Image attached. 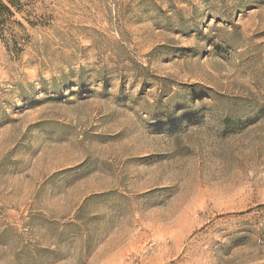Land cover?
I'll list each match as a JSON object with an SVG mask.
<instances>
[{"label":"rangeland","instance_id":"rangeland-1","mask_svg":"<svg viewBox=\"0 0 264 264\" xmlns=\"http://www.w3.org/2000/svg\"><path fill=\"white\" fill-rule=\"evenodd\" d=\"M0 33V264H264V0H34Z\"/></svg>","mask_w":264,"mask_h":264},{"label":"trees","instance_id":"trees-1","mask_svg":"<svg viewBox=\"0 0 264 264\" xmlns=\"http://www.w3.org/2000/svg\"><path fill=\"white\" fill-rule=\"evenodd\" d=\"M34 0H0V33L7 34L11 38L13 25H19L12 20L15 13H22L26 7H30Z\"/></svg>","mask_w":264,"mask_h":264}]
</instances>
